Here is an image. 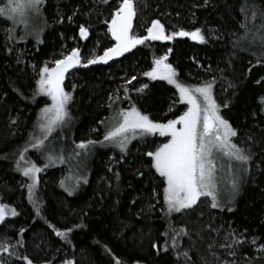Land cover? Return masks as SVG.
Masks as SVG:
<instances>
[{
  "label": "trees",
  "instance_id": "16d2710c",
  "mask_svg": "<svg viewBox=\"0 0 264 264\" xmlns=\"http://www.w3.org/2000/svg\"><path fill=\"white\" fill-rule=\"evenodd\" d=\"M118 1L46 0L42 40L19 41L13 34L15 44L33 42L38 47L35 56L27 54L23 61L4 40L2 27L8 23L0 17V203L18 213L0 222V241L7 237L16 245L14 255L0 253V262L27 264L26 257L32 264H117V260L120 264H264V252L259 251L264 246V110L259 100L264 94V0H208L206 5L204 0H134L131 34L143 36L149 24L159 20L166 33L201 28L207 42L181 37L146 41L107 63L71 70L63 84L73 95L69 117L40 148L30 147L36 137L43 136L37 125L46 105L44 95L33 99L37 71L30 62L38 67L68 37L78 38L82 53L97 42L95 55H102L113 45L105 27ZM245 5L246 13L241 11ZM244 23L250 30L246 37L241 28ZM81 26L88 29L84 39L79 34ZM164 54L169 55L167 62L184 85L215 78V99L228 105L221 107L220 114L237 132L236 144L240 138L252 142V159L232 203H220L221 207L213 209L211 199L201 197L193 209L169 215L163 180L149 167L151 158L146 153L152 148L150 143L143 151L138 145L145 141L132 144L125 152L99 143L86 150L76 148L81 141L103 140L101 127L114 102L123 109L135 104L153 120L178 113L182 103L161 113L174 95V87L143 75L151 70L153 59ZM196 64L202 68L210 65L214 75L204 74ZM132 76L136 80L127 84ZM141 81L148 87L138 93L136 85ZM125 88L129 89L127 96ZM89 123L97 126V135H86ZM22 151L24 160L20 159ZM48 154L56 157L54 162L46 159ZM83 156L84 172L76 166ZM29 161L41 168L35 203L27 190L30 181L18 170V162L23 167ZM181 228L188 235L178 237L173 249L171 229L178 232ZM57 230L67 232L66 237L57 236ZM228 232L244 242L233 244L234 236L226 235ZM230 244L232 248L222 247Z\"/></svg>",
  "mask_w": 264,
  "mask_h": 264
},
{
  "label": "snow or ice",
  "instance_id": "6c2138e0",
  "mask_svg": "<svg viewBox=\"0 0 264 264\" xmlns=\"http://www.w3.org/2000/svg\"><path fill=\"white\" fill-rule=\"evenodd\" d=\"M45 2L46 0H7L5 5L0 6V17H6L14 24H26L28 13H39ZM104 2L107 3V0ZM204 3L206 5L208 0H204ZM241 11L246 13L247 5L242 7ZM135 15L134 0H122L116 11L111 14V20L108 22V32L115 43L106 48L102 55H95L93 58L87 59L86 63H82L80 50L73 48L62 59H55L54 66L40 67L33 99L36 95H44L51 100V104L41 109L37 127L43 136L42 138L36 137L35 143H32L30 147L40 148L55 128L63 124L69 117L68 105L73 100V95L72 92L65 91L62 85L65 74L70 69L76 66L86 68L88 65L107 63L114 57H120L146 41H172L176 37H187L201 44L207 42L201 28H195L192 31L181 28L166 33L164 25L159 20H153L151 26L147 27V35H133L131 30ZM256 17V11L253 10L252 20L255 21ZM241 28L245 29V37L249 35L250 30L246 23L241 24ZM12 31L13 29L7 30V39L9 40L13 39ZM79 34L81 39L86 38L88 29L81 26ZM171 51L172 49L168 50L169 53ZM167 61V54L153 59L151 70L144 72L143 75L151 80H165L168 84L174 85L179 94V102L187 105V109L182 114L176 116L175 119H168L166 123H160L154 122L148 115L143 114L135 104H132L127 110L119 108L111 117L115 124L106 130L102 141H81L76 144V148L86 150L90 145L96 143L101 145L108 143L115 145L121 152H125L132 139L158 133L159 136L168 138L167 142L160 144L155 151H149L146 155L151 158L149 167L154 169L163 180V199L168 214L193 209L201 197L211 199V208H219L221 204L218 199L219 189L216 180L217 166L214 152L221 153L229 161L246 165L252 159L251 149H245L232 142L231 138L236 137L237 132L220 114L221 107L226 108L228 105L227 103L218 104L214 98L215 78L198 86H185L178 82L176 69ZM133 80H136L135 76L127 80L126 83L131 84ZM147 87L145 84L136 91L142 93ZM228 87H232V85L229 83ZM223 90L227 91L226 88ZM124 91L127 96L129 89L125 88ZM109 99L112 98L109 97ZM261 100L264 102V98ZM75 155L79 156L80 153L77 152ZM20 159L24 160L23 151ZM46 159L49 162H54L56 157L48 154ZM59 159L63 162V156H60ZM18 170L30 181L27 184V190L29 198L33 199L38 184L37 173L41 171V168L29 161L23 167L18 162ZM243 171L247 172V169L245 168ZM85 182H87L86 179ZM61 186H64L63 181H61ZM230 187L234 199L239 192V181L234 178L230 181ZM65 190L69 195H72L71 189L66 188ZM33 203H35L34 199ZM228 211H232V208L229 207ZM7 215L14 217L18 213L14 208L9 210L7 205L0 203V222L4 221ZM67 231H71V229ZM171 231L172 247L175 249L178 246L177 238L186 236L188 233L185 228H181L178 232L175 229H171ZM56 235L66 237L67 232L57 230ZM243 242L233 238V244ZM255 243L254 238L252 244ZM17 244L22 246L20 241H17ZM15 247L16 245H11L7 237L0 241V253L14 255L12 249ZM152 247L156 248L157 245L153 244ZM222 247L232 248L233 245H222ZM259 251L264 252V246ZM230 254L234 255L235 253ZM184 255L187 256V253ZM24 259L27 264H32L26 257ZM65 264H72V261H65ZM117 264H120L119 260H117Z\"/></svg>",
  "mask_w": 264,
  "mask_h": 264
},
{
  "label": "rangeland",
  "instance_id": "374dc122",
  "mask_svg": "<svg viewBox=\"0 0 264 264\" xmlns=\"http://www.w3.org/2000/svg\"><path fill=\"white\" fill-rule=\"evenodd\" d=\"M122 2V0L118 1V5ZM7 3V0H0V6H3ZM2 20L7 21L8 25H6L5 27H2V34L4 37V40L6 41L7 45H9V49H13L15 50L18 55L20 60H24L25 56L27 54L29 55H33L35 56L38 53V47L36 46L35 43H38L39 41L42 40V36L45 32V14L43 11V6L41 7V10L39 13H34V12H29L26 19H27V23H13L12 21H9L6 19V17H1ZM134 19V18H133ZM152 23V22H151ZM151 23L149 24L148 27L151 26ZM10 27V28H9ZM8 29H13L12 31V36L13 34L18 38V40L23 41V40H28L31 39L33 42L31 43H25L23 45H18L15 44L17 42H15L13 39H7V30ZM147 29V28H146ZM145 29V35H147V31ZM105 31L107 33L108 32V26L105 27ZM109 36L111 37V34L109 33ZM161 42H165V41H161ZM97 45V42H95L92 47L94 46V48L89 47L87 53H82V46L81 43L79 42L77 37H68L65 40H62L61 43L59 44L58 48L52 52L51 54H49L46 57H43L41 60L40 65L37 67L36 64L31 63V65H35L36 67L35 70L37 71V80L39 79V69L40 67H43L45 65L52 67L54 66V60L55 59H62L64 55H67L73 48H78L80 50V56H81V60L82 63H86L87 59L92 58L95 54H96V49L95 46ZM115 58V57H114ZM198 67H201L200 64H196ZM79 66H76L75 68H77ZM73 68V69H75ZM33 69V68H32ZM73 69H70L69 72ZM201 70L204 74L206 75H210L213 76L214 72L212 70V67L209 65L207 66V68H202ZM68 72V73H69ZM65 74V79L64 82L67 78V74ZM133 77V76H132ZM131 79V77H130ZM165 81V80H164ZM63 82V84H64ZM167 82V81H165ZM147 84L146 81H141L139 82L136 87L141 88L143 85ZM64 87V85H62ZM174 87V85H172ZM187 86V85H185ZM198 86V85H195ZM175 89V87H174ZM112 95H116L117 94V90H113L112 91ZM213 95L215 98V93H214V86H213ZM46 97V96H45ZM261 98H264V94L260 95L259 100L261 101L263 110H264V102H262ZM46 105H50L51 104V100L46 97V101H45ZM179 94L177 93L176 89H175V93L174 95H172V97H170L168 104L166 105V107L163 109V112H171L172 110H174L175 106H177V104H179ZM44 106V107H45ZM119 103L114 102V104L112 105L111 108V113L109 115V117L106 119V121H104L102 128V132H103V136L106 132L107 129L111 128L114 124L115 121H113L111 119V117L115 114V112L117 111V109H119ZM129 108V107H128ZM127 107L124 108L125 110L128 109ZM187 109V105L183 104V106L181 107V109L178 111V113L174 116L171 117H165V118H160L158 120H153L154 122H160V123H166L168 119H175L176 116L182 114L183 111H185ZM151 119V118H150ZM86 135L87 136H94L97 135L99 133V129L97 128V126L93 123H89L86 129ZM166 137H161L159 136V134H153V135H148V136H144V137H137L135 139H132L128 145H127V149L134 143L140 142V141H145V142H141L139 143L140 145H138L139 150H144L146 148L147 144H151L152 148L150 151H155L156 147H158L160 144L162 143H166L167 142ZM241 139V140H240ZM238 140V144L243 146L245 149H252V142L250 141V139H246V138H240ZM232 142L236 143L235 137L231 138ZM103 147H110V148H114L118 151L119 148H117L115 145L113 144H108L105 143L104 145H102ZM126 149V150H127ZM142 150V151H143ZM215 155V159H216V166H217V173H216V180H217V186L219 189V195H218V199L220 203H232L238 196L239 192H240V187L242 185L243 182V178L245 176V173L243 170L245 168H247V165H241L239 162L236 161H229L227 157H224L221 153L219 152H214ZM85 156L82 157V159L80 160V163L77 166V170H82L84 172V170L86 169V162H85ZM113 163H116V161H114ZM75 176V174L71 173V177ZM236 179L239 181V192L235 195V198H232V193H231V187H230V181L233 179ZM206 199V198H205ZM233 235L234 233H227L226 235ZM234 236V235H233ZM237 237V234L235 233L234 238ZM230 239H226V242H230Z\"/></svg>",
  "mask_w": 264,
  "mask_h": 264
},
{
  "label": "flooded vegetation",
  "instance_id": "af4514ba",
  "mask_svg": "<svg viewBox=\"0 0 264 264\" xmlns=\"http://www.w3.org/2000/svg\"><path fill=\"white\" fill-rule=\"evenodd\" d=\"M181 38H187V37H181ZM189 39V38H188ZM189 40H191V39H189ZM192 41V40H191ZM161 42V41H160ZM166 42V41H165ZM137 46H139V45H137ZM136 46V47H137ZM133 50V49H132ZM165 55V54H164ZM168 55V54H167ZM168 58H169V55H168Z\"/></svg>",
  "mask_w": 264,
  "mask_h": 264
},
{
  "label": "water",
  "instance_id": "95a60500",
  "mask_svg": "<svg viewBox=\"0 0 264 264\" xmlns=\"http://www.w3.org/2000/svg\"><path fill=\"white\" fill-rule=\"evenodd\" d=\"M115 43V41L113 40V44Z\"/></svg>",
  "mask_w": 264,
  "mask_h": 264
}]
</instances>
